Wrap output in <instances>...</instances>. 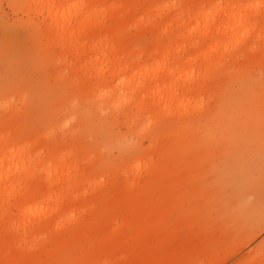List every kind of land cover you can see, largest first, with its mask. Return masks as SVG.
Here are the masks:
<instances>
[{"label": "rangeland", "instance_id": "374dc122", "mask_svg": "<svg viewBox=\"0 0 264 264\" xmlns=\"http://www.w3.org/2000/svg\"><path fill=\"white\" fill-rule=\"evenodd\" d=\"M78 1L61 38L0 0V156L23 162L0 264H264V0ZM231 4L235 32L202 34ZM154 68L167 102L129 93Z\"/></svg>", "mask_w": 264, "mask_h": 264}, {"label": "bare ground", "instance_id": "6f19581e", "mask_svg": "<svg viewBox=\"0 0 264 264\" xmlns=\"http://www.w3.org/2000/svg\"><path fill=\"white\" fill-rule=\"evenodd\" d=\"M31 2L36 1L41 3L43 7H46V16L48 19L47 28L50 30H54L59 34L61 38L69 37L72 38L74 33H79L80 27H73L72 23H76L75 21L84 14L82 2L78 0H30ZM219 1V0H218ZM222 1V0H220ZM224 1V0H223ZM229 2L234 0H228ZM233 5L230 7L224 6L220 13H222V19L214 24L212 23L214 15L206 14L203 16L205 21L208 22L207 27L201 32L204 34L205 31L213 33L215 30L216 33H228L235 32L237 28L236 17L232 13ZM219 11V10H218ZM196 16L198 14H195ZM86 19V18H85ZM222 35V34H221ZM154 73L151 78L155 84L153 87H148L145 85L146 83L140 84L135 83L129 90V93H135L141 91L143 89L142 96L144 98H151L154 101H169L172 99V95L169 89H164V81H162L157 75V68L152 69ZM150 79V80H151ZM150 82V81H149ZM148 82V83H149ZM123 80H120L115 86L121 85L123 86ZM23 168V162L19 158V154L17 151H11L8 157L0 156V194L6 197L10 196L14 190V179L15 173ZM47 177H49V185L47 187L46 193H48L42 202L47 204L50 203L51 197L54 195V188L56 186L57 180L52 177H59L58 170H49L46 171ZM21 199H19L20 209L18 212V222L19 225L26 227L28 221L36 216L44 214L45 211L42 207V202L33 203V198L21 195ZM26 199V200H22ZM57 208L54 206L50 212H48V216L54 218V214L56 213ZM55 212V213H54ZM54 213V214H53Z\"/></svg>", "mask_w": 264, "mask_h": 264}]
</instances>
